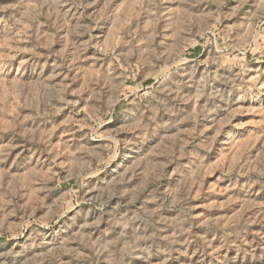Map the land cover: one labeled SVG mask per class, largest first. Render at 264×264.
Returning a JSON list of instances; mask_svg holds the SVG:
<instances>
[{
    "label": "rangeland",
    "instance_id": "374dc122",
    "mask_svg": "<svg viewBox=\"0 0 264 264\" xmlns=\"http://www.w3.org/2000/svg\"><path fill=\"white\" fill-rule=\"evenodd\" d=\"M0 264H264V0H0Z\"/></svg>",
    "mask_w": 264,
    "mask_h": 264
}]
</instances>
